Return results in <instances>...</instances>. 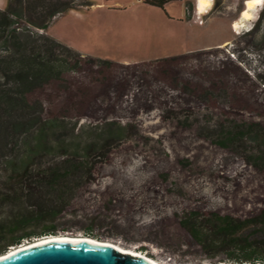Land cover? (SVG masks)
<instances>
[{
	"label": "rangeland",
	"instance_id": "1",
	"mask_svg": "<svg viewBox=\"0 0 264 264\" xmlns=\"http://www.w3.org/2000/svg\"><path fill=\"white\" fill-rule=\"evenodd\" d=\"M2 1L4 10L8 0ZM90 2V7L57 17L47 35L82 57L124 65L194 52L167 76L162 68L117 69L109 79V99L98 84L92 107L82 109L90 115L80 124L96 126L103 117L114 119L130 127L128 139L96 167L93 183L79 189L59 217L56 232L119 242L154 260L170 259L169 264H213L179 226L178 216L199 210L246 217L264 209V176L240 155L255 145L241 144L231 151L214 144L225 132L240 131L243 122L264 126V6L239 35L232 30L227 44L202 50L225 29L218 27L216 36H205L209 18L203 26L187 24L183 3L154 8L141 0ZM121 76L128 84L117 99L114 85ZM104 77L83 71L66 76L60 86L90 83L93 88L95 80ZM211 82L218 86L216 95L203 99ZM62 91L47 94L60 104ZM238 94L258 105L259 115L237 109L233 117L225 115L221 110L227 109L230 95ZM213 103L218 108L211 107ZM131 224L129 235L125 229Z\"/></svg>",
	"mask_w": 264,
	"mask_h": 264
},
{
	"label": "trees",
	"instance_id": "2",
	"mask_svg": "<svg viewBox=\"0 0 264 264\" xmlns=\"http://www.w3.org/2000/svg\"><path fill=\"white\" fill-rule=\"evenodd\" d=\"M143 1L163 7L172 0ZM90 6V0H8L6 8L0 9V255L36 238L81 235L57 233V221L79 189L93 183L96 167L127 141L130 128L106 117L100 120V125L80 124L82 118L90 115L82 109L92 107L98 96V84L102 96L109 99L106 93L110 89L109 79L117 69L127 72L144 67L162 68L165 71L161 74L167 76L171 68L192 54L124 65L82 57L47 35L57 17ZM187 9L191 14L192 8ZM83 71L106 78H97L93 88L90 83L68 82L60 86L66 76ZM116 82L114 93L120 99L128 80L121 76ZM217 88L211 82L202 98L213 100ZM57 89L63 90L64 103L55 104L56 96L47 94ZM245 97L230 95L227 109L220 110L231 117L236 109L259 115L258 105L246 102ZM214 104L211 107L216 108ZM110 109L112 105L107 106ZM261 126L259 122H243L237 127L240 131L225 132L214 144L231 151L241 144H254L255 150L240 155L245 164L264 176V126ZM235 185L240 187L239 182ZM178 222L213 264H264V209L246 217L216 211H186L178 216ZM126 229L130 235L134 225ZM102 241L134 250L122 247L119 242ZM169 261L158 262L169 264Z\"/></svg>",
	"mask_w": 264,
	"mask_h": 264
},
{
	"label": "water",
	"instance_id": "3",
	"mask_svg": "<svg viewBox=\"0 0 264 264\" xmlns=\"http://www.w3.org/2000/svg\"><path fill=\"white\" fill-rule=\"evenodd\" d=\"M90 238L83 235L77 241L47 240L26 247L21 245L12 252L9 250L0 255V264H154L144 256L122 252L112 245L93 242Z\"/></svg>",
	"mask_w": 264,
	"mask_h": 264
},
{
	"label": "crops",
	"instance_id": "4",
	"mask_svg": "<svg viewBox=\"0 0 264 264\" xmlns=\"http://www.w3.org/2000/svg\"><path fill=\"white\" fill-rule=\"evenodd\" d=\"M143 1V0H141ZM196 1L197 0H172L170 2L165 3L162 5L163 7L170 6L172 3L179 2L185 4V16L187 17V24L189 25H204L205 24V18H209L210 20V29L206 31L205 36L207 37H214L216 34L219 33L216 29L218 27H223L225 29V33L221 35V38L216 39L213 43L210 45H206L205 47L201 48L202 50L209 49L211 47H222L225 44H227L230 41V38L232 36V23L237 20L236 16L239 15L242 9L245 6V2L247 0H209V8H207L206 13L199 15L197 14L195 10L196 6ZM264 1V0H262ZM146 5L152 6L154 8H159L155 7L154 5H150L147 3H144ZM6 4L4 1L0 0V6H5ZM187 6H190L192 8V13H188ZM220 6H225L224 9H219ZM242 6V9L239 11L238 7ZM261 6V5H257ZM257 13L259 11V7L256 8ZM199 15V19L202 21V24H199L197 16ZM208 20V21H209ZM250 22V21H249ZM248 22V23H249ZM230 31V32H229ZM222 32V30H221ZM77 51V50H76ZM194 52L193 50H188L185 53H191ZM80 53V52H79ZM82 54V53H81ZM84 55V54H82Z\"/></svg>",
	"mask_w": 264,
	"mask_h": 264
},
{
	"label": "bare ground",
	"instance_id": "5",
	"mask_svg": "<svg viewBox=\"0 0 264 264\" xmlns=\"http://www.w3.org/2000/svg\"><path fill=\"white\" fill-rule=\"evenodd\" d=\"M209 4H210L209 0H197L196 1V6H195V10H196L197 14L202 15V14L206 13V11H207L206 9L209 8ZM261 4H262V0H247L245 2L244 8L240 12L239 19L232 23L231 28L237 30L238 28L243 27L249 21L256 20V18L254 17V14L257 12L256 8L262 7V6H257V5H261ZM82 237H83V235H77V236H70V235H68V236L67 235L66 236H50V237H45V238H42V239H38V240H36V241H34L32 243H29V244H25L22 247H26V246H29L31 244H38L39 242H46L47 240H72V241H77V240L81 239ZM89 240H91L93 242H96V243L112 245V246H114L115 248L119 249L122 252L131 253V254H134L136 256H144V257L148 258L149 260H151L154 264H162V263H160V262H158L156 260H153L150 257H147V255L145 256V254H143L141 252L124 249V248H121L120 246H118L116 244L111 243V242L100 241V240H96V239H93V238H90ZM14 250H16V248H12L10 250V252H12Z\"/></svg>",
	"mask_w": 264,
	"mask_h": 264
},
{
	"label": "built area",
	"instance_id": "6",
	"mask_svg": "<svg viewBox=\"0 0 264 264\" xmlns=\"http://www.w3.org/2000/svg\"><path fill=\"white\" fill-rule=\"evenodd\" d=\"M261 6H264V1H262ZM197 18H198L199 23H201L202 21L199 19V18H200L199 15L197 16ZM242 28H244V26L238 28L237 30H235V29L232 28V30H233V32H234L236 35H239V34L241 33V29H242ZM251 29H252V28L246 30V32H249Z\"/></svg>",
	"mask_w": 264,
	"mask_h": 264
}]
</instances>
